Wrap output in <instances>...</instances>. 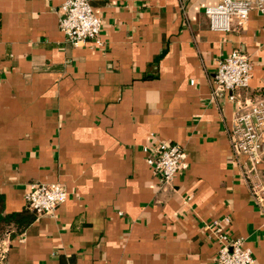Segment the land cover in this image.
I'll use <instances>...</instances> for the list:
<instances>
[{
  "label": "crops",
  "instance_id": "0c3cea01",
  "mask_svg": "<svg viewBox=\"0 0 264 264\" xmlns=\"http://www.w3.org/2000/svg\"><path fill=\"white\" fill-rule=\"evenodd\" d=\"M65 1L0 0V216L23 228L1 238L7 264H216L219 218L264 264V204L229 137L230 96L264 94V15L223 32L205 14L218 0H90L104 45L75 47ZM234 49L252 57L250 85L215 91ZM156 140L186 148L172 183L146 162ZM33 181L66 187L53 215L28 207Z\"/></svg>",
  "mask_w": 264,
  "mask_h": 264
},
{
  "label": "built area",
  "instance_id": "2783aa9c",
  "mask_svg": "<svg viewBox=\"0 0 264 264\" xmlns=\"http://www.w3.org/2000/svg\"><path fill=\"white\" fill-rule=\"evenodd\" d=\"M252 11L264 15V0H218L205 9L214 31L229 32L234 27L244 30ZM59 26L66 40L75 47L104 45L102 18L90 0H66L61 6ZM254 63L250 54L234 49L217 62L213 81L215 91H238L248 88ZM237 95V96H236ZM237 106L230 128L231 149L242 159V170L257 204H264V94L259 96H230ZM147 164L162 183H172L189 167L186 148L177 142L156 140L143 146ZM28 207L38 214L53 215L68 199V191L61 183L33 181L26 192ZM191 198V196H189ZM228 218L214 219L210 236L218 242L216 264H257L252 249L242 237H231L225 230ZM0 240V264H7L9 236Z\"/></svg>",
  "mask_w": 264,
  "mask_h": 264
},
{
  "label": "trees",
  "instance_id": "16d2710c",
  "mask_svg": "<svg viewBox=\"0 0 264 264\" xmlns=\"http://www.w3.org/2000/svg\"><path fill=\"white\" fill-rule=\"evenodd\" d=\"M17 214L9 215V216H0V223L5 222L4 227L0 230V240L7 233V231H12L11 236L16 237V235L22 234L23 228H19L16 223L12 222L16 220ZM7 222V223H6ZM15 226V229L12 228Z\"/></svg>",
  "mask_w": 264,
  "mask_h": 264
}]
</instances>
